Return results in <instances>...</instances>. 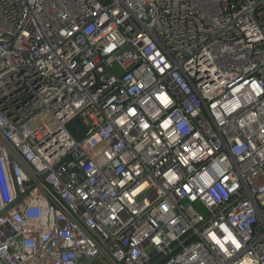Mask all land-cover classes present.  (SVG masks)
I'll use <instances>...</instances> for the list:
<instances>
[{
  "label": "built area",
  "instance_id": "1",
  "mask_svg": "<svg viewBox=\"0 0 264 264\" xmlns=\"http://www.w3.org/2000/svg\"><path fill=\"white\" fill-rule=\"evenodd\" d=\"M0 215L4 264H264V0H0Z\"/></svg>",
  "mask_w": 264,
  "mask_h": 264
},
{
  "label": "water",
  "instance_id": "2",
  "mask_svg": "<svg viewBox=\"0 0 264 264\" xmlns=\"http://www.w3.org/2000/svg\"><path fill=\"white\" fill-rule=\"evenodd\" d=\"M21 198H22V195L19 194V197H18V199H17V201H16L15 203L19 202V201L21 200ZM12 206H13V205H12ZM12 206H11V207H12ZM11 207H10V208H11ZM3 214H4V213H3ZM3 214H1V215H3ZM1 215H0V216H1ZM0 264H4V262H3L1 259H0Z\"/></svg>",
  "mask_w": 264,
  "mask_h": 264
},
{
  "label": "rangeland",
  "instance_id": "3",
  "mask_svg": "<svg viewBox=\"0 0 264 264\" xmlns=\"http://www.w3.org/2000/svg\"><path fill=\"white\" fill-rule=\"evenodd\" d=\"M95 145H96V143H95Z\"/></svg>",
  "mask_w": 264,
  "mask_h": 264
}]
</instances>
